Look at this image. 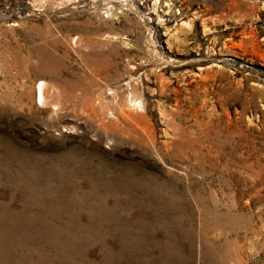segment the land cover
I'll return each mask as SVG.
<instances>
[{"label":"rangeland","instance_id":"rangeland-1","mask_svg":"<svg viewBox=\"0 0 264 264\" xmlns=\"http://www.w3.org/2000/svg\"><path fill=\"white\" fill-rule=\"evenodd\" d=\"M0 264H264V0H0Z\"/></svg>","mask_w":264,"mask_h":264},{"label":"bare ground","instance_id":"bare-ground-1","mask_svg":"<svg viewBox=\"0 0 264 264\" xmlns=\"http://www.w3.org/2000/svg\"><path fill=\"white\" fill-rule=\"evenodd\" d=\"M44 84H42L41 85V88H40V100H41V102H44V93H45V91H46V89L44 90V86H43ZM45 98H46V96H45ZM127 115V114H126Z\"/></svg>","mask_w":264,"mask_h":264}]
</instances>
